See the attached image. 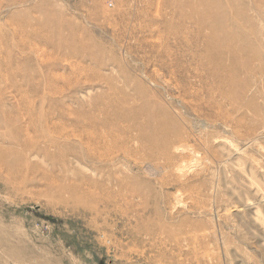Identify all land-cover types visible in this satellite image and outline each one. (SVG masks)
<instances>
[{
	"label": "rangeland",
	"instance_id": "1",
	"mask_svg": "<svg viewBox=\"0 0 264 264\" xmlns=\"http://www.w3.org/2000/svg\"><path fill=\"white\" fill-rule=\"evenodd\" d=\"M0 264H264V0H0Z\"/></svg>",
	"mask_w": 264,
	"mask_h": 264
},
{
	"label": "bare ground",
	"instance_id": "2",
	"mask_svg": "<svg viewBox=\"0 0 264 264\" xmlns=\"http://www.w3.org/2000/svg\"><path fill=\"white\" fill-rule=\"evenodd\" d=\"M175 140L177 139V138H174ZM169 144H174V142L173 141H171V143H169ZM98 147V146H97Z\"/></svg>",
	"mask_w": 264,
	"mask_h": 264
}]
</instances>
